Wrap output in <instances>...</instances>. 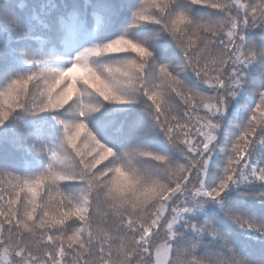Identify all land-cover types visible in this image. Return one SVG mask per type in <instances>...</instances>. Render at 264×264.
Listing matches in <instances>:
<instances>
[{
    "label": "snow or ice",
    "instance_id": "obj_1",
    "mask_svg": "<svg viewBox=\"0 0 264 264\" xmlns=\"http://www.w3.org/2000/svg\"><path fill=\"white\" fill-rule=\"evenodd\" d=\"M0 264H264V0H0Z\"/></svg>",
    "mask_w": 264,
    "mask_h": 264
}]
</instances>
